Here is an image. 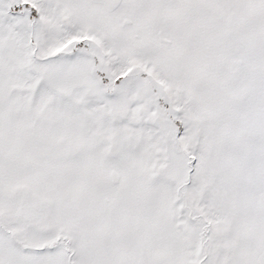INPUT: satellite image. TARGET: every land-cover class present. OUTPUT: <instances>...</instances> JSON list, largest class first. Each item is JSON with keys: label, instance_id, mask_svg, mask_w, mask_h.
Returning <instances> with one entry per match:
<instances>
[{"label": "snow or ice", "instance_id": "6c2138e0", "mask_svg": "<svg viewBox=\"0 0 264 264\" xmlns=\"http://www.w3.org/2000/svg\"><path fill=\"white\" fill-rule=\"evenodd\" d=\"M0 264H264V0H0Z\"/></svg>", "mask_w": 264, "mask_h": 264}]
</instances>
